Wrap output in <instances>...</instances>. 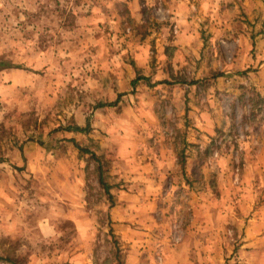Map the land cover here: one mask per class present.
Returning <instances> with one entry per match:
<instances>
[{
	"label": "rangeland",
	"instance_id": "rangeland-1",
	"mask_svg": "<svg viewBox=\"0 0 264 264\" xmlns=\"http://www.w3.org/2000/svg\"><path fill=\"white\" fill-rule=\"evenodd\" d=\"M126 1L0 0V264H161L162 241H182L177 221L167 229L157 213L137 244L115 227L105 174L124 144L174 149L179 173L196 155L193 187L246 223L263 211L264 13L194 0L212 22L171 27L165 2L143 1L137 23ZM244 234L224 228L222 264L258 263Z\"/></svg>",
	"mask_w": 264,
	"mask_h": 264
},
{
	"label": "crops",
	"instance_id": "crops-1",
	"mask_svg": "<svg viewBox=\"0 0 264 264\" xmlns=\"http://www.w3.org/2000/svg\"><path fill=\"white\" fill-rule=\"evenodd\" d=\"M143 1L146 4L161 1L171 6L166 16L171 20V27H201L203 19L211 17L208 22H212L215 15L213 11H210L207 16L202 10H197L194 0H176L173 4L168 3L167 0H127L130 17L137 23L146 22ZM245 2L247 8L244 12L248 20L254 21L264 13L254 11L252 0H245ZM229 21L228 23V20H225L220 27H235L234 19L229 18ZM242 25L248 27V24L244 22ZM205 26L208 27V25ZM71 133L80 132L72 131ZM130 146L131 151H129ZM70 147L67 146L71 149ZM123 151L113 159L112 170L105 174V182H109L112 186L110 192L115 199L117 198L113 213L120 240L133 241L137 244L138 233L151 236V230L157 219L156 215L162 213L167 229L177 221L183 236L181 243L175 245L171 244L167 238L162 241L164 246L161 248L163 251L161 264L206 262L222 264L231 252L230 245L227 248L224 245L225 227H234L236 230L241 229L245 232L242 247L246 249L252 246L253 251L250 254L257 256L256 264H264V254L261 255L264 251V206H258L263 211L259 210L255 219H248L246 223L239 216L223 209L212 194H204V191L193 187L194 181L191 182V180L195 176L193 164L196 155L190 154L184 157L185 168L179 173V159L174 149L160 152L155 157L151 153L149 155L148 147L135 150L133 145L124 144ZM50 152L53 154L54 150ZM118 183H125L121 185L126 186L127 190L120 188L123 186H118ZM257 191L259 192L260 189ZM247 197H250L249 193L242 198L247 200ZM181 210L189 212V219L178 217V220L173 221L174 214L180 216L183 212ZM242 264H246L244 260Z\"/></svg>",
	"mask_w": 264,
	"mask_h": 264
},
{
	"label": "trees",
	"instance_id": "trees-1",
	"mask_svg": "<svg viewBox=\"0 0 264 264\" xmlns=\"http://www.w3.org/2000/svg\"><path fill=\"white\" fill-rule=\"evenodd\" d=\"M2 65H5V63H3ZM6 67H10V66L6 65ZM142 78H146V77H142ZM136 83H137V81H133V84H134V85H136ZM116 103H117V101H116V102H113V103H109V105H115ZM105 105H106V104H104V103H100V104L98 105V107H103V106H105ZM89 129H90V122L87 123L86 127H79V126H77V127H67V130H68V131H77V132H88ZM71 141H72V142H73V143H74V144H75V145H76V146H77L82 152H85V153H89V152H90L89 149L79 147L73 139H71ZM100 183H101V184L107 189V191H109V188H110V187L104 183V180H103V178H102V173H101V176H100Z\"/></svg>",
	"mask_w": 264,
	"mask_h": 264
}]
</instances>
